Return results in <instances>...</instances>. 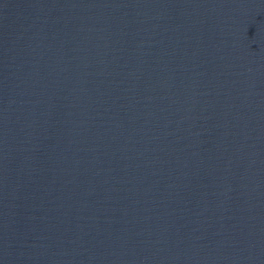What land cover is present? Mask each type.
<instances>
[{
  "label": "water",
  "instance_id": "water-1",
  "mask_svg": "<svg viewBox=\"0 0 264 264\" xmlns=\"http://www.w3.org/2000/svg\"><path fill=\"white\" fill-rule=\"evenodd\" d=\"M0 264H264V0H0Z\"/></svg>",
  "mask_w": 264,
  "mask_h": 264
}]
</instances>
